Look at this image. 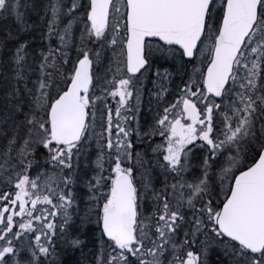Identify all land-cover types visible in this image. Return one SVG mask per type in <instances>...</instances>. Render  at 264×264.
<instances>
[{
  "label": "snow or ice",
  "instance_id": "obj_1",
  "mask_svg": "<svg viewBox=\"0 0 264 264\" xmlns=\"http://www.w3.org/2000/svg\"><path fill=\"white\" fill-rule=\"evenodd\" d=\"M0 264H264V0H0Z\"/></svg>",
  "mask_w": 264,
  "mask_h": 264
}]
</instances>
